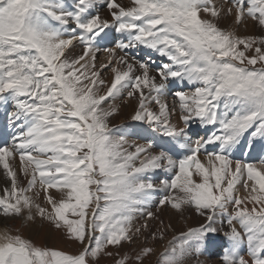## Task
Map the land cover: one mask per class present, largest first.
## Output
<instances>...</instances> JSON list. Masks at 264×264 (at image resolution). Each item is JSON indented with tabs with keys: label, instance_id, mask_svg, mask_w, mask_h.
<instances>
[{
	"label": "snow or ice",
	"instance_id": "1",
	"mask_svg": "<svg viewBox=\"0 0 264 264\" xmlns=\"http://www.w3.org/2000/svg\"><path fill=\"white\" fill-rule=\"evenodd\" d=\"M224 4L226 10L214 0H0V105L11 106L13 129L11 142L0 143L10 185L0 194V214L27 226L48 221L79 245L68 252L3 230L0 264H96L111 255L109 247L140 236L162 240L172 225L161 220L151 232L148 221L159 219L153 206L204 219L181 232L179 244L173 237L159 264H201L217 233L227 240L219 264H264V159L233 158L246 134L247 151L256 138L264 148V35L218 25L223 14L264 30V0ZM113 30L119 38L103 48L107 63L97 65L100 42ZM140 48L161 58L155 74L150 56L129 57ZM177 83L189 90L171 92ZM133 99L130 119L145 143H130L136 131L109 124L120 110L116 101ZM193 124L215 130L193 140ZM17 157L26 186L13 166ZM41 192L45 206L37 202ZM137 218L144 223L134 224ZM152 251L143 247L135 260Z\"/></svg>",
	"mask_w": 264,
	"mask_h": 264
},
{
	"label": "bare ground",
	"instance_id": "2",
	"mask_svg": "<svg viewBox=\"0 0 264 264\" xmlns=\"http://www.w3.org/2000/svg\"><path fill=\"white\" fill-rule=\"evenodd\" d=\"M118 2L124 4V5H128L129 4V0H118ZM214 2L216 3L217 7H221L223 6L226 10L227 5L224 4V0H214ZM66 3L68 5H70L72 3V0H66ZM103 8V7H101ZM100 14L103 18L106 19H110V16L108 18V11L107 9H103L102 11H100ZM218 25L219 27H221L222 29L225 30H232L235 31L237 35H241L243 32L246 35H253V36H259V35H264V30H261L258 26L254 27L252 22L246 21L243 25H236L234 22V16H224L222 14L220 20L218 21ZM119 38L118 34L114 33V30L110 32L109 36L102 42H100V51L97 52V65H99V63L101 61L107 63V54L103 51L104 47H112L114 46L115 40ZM147 50V49H146ZM77 53L80 52V48L77 47V49L75 50ZM132 51V50H131ZM147 52H150L149 50H147ZM156 63H152V69L154 67ZM152 74H155L152 71ZM102 77L106 80L110 81V71L109 70H105L102 73ZM170 87H172V89L174 91H176V88L173 85H169ZM165 99L167 100V103L169 105V108H171L173 106L174 103V98L169 97V96H165ZM109 103H111V101H109ZM116 103L120 106V110L119 112L114 115L112 118H110L109 124L111 127L114 128H118V129H125L128 132H132V131H136L138 134L137 135H130L128 137V140L130 143H144V139H143V133L140 132L139 127H137L139 125V122H133L130 119V115L132 114L133 108L135 107L137 101L135 99H133L132 101H130V103L126 104L124 103L122 100H117ZM107 106V105H105ZM7 106H3L0 105V111H2V114H4L5 109ZM150 107L153 108V110L158 111L156 105H150ZM173 122L177 121V115L174 117H172ZM198 128V124H193L191 127L190 132L196 131ZM11 128H9L7 125L3 127V129L1 130L0 136L2 137H6L7 134L11 133L10 131ZM189 132V134H190ZM193 135V134H191ZM247 151V148L244 149ZM252 159V158H250ZM13 166L14 168L17 170L18 173V181L19 183L21 181H24L26 183V178L22 175H19V157L16 158V160L13 162ZM162 175H166V174H162ZM162 178V177H153L154 180H156L158 182V179ZM6 186H10L9 182L7 181V178L4 175L3 169L0 168V194H2V190L4 187ZM37 189H39V185H37ZM51 194L53 196H57L58 194L55 192V190H50ZM239 195L241 196V198H243L244 196L247 195V193L245 192L243 185H239L238 189H237ZM32 193H30L31 195ZM41 195H43V193L41 192ZM38 203H40L42 206H45V202L43 200V198L39 197V199L37 200ZM249 207H251V205H249ZM151 211H153L156 216L159 217V219H153V220H149V226H150V231L151 232H155L157 231V228L160 226V221L162 220L164 222V225H168L169 223H171L172 227L171 229H167L165 231V235L164 238L161 240L159 238L153 240L151 238H148L147 241H152L154 242L153 245V253L155 254V252H161L164 249L167 248L168 246V241L169 239H171L172 237H177L178 240L176 241L177 244H179L181 242L180 240V233L184 232L187 230V228L189 227H198L201 223L204 222V219L202 217L197 216L194 212H186L183 216L175 213L173 210L170 209V207L165 208L163 211L158 212L157 209L155 208V206H153L151 209ZM229 212L232 211L231 206H229L228 209ZM144 223V218H137L134 221V224H143ZM217 227L220 226V218H218L217 220ZM33 227V226H31ZM224 229L227 230V225L224 224L223 225ZM3 230H8V226L6 224V221H2L0 219V231ZM10 232V231H9ZM11 233V232H10ZM145 235H148V233H145ZM225 240V238L223 237L222 234L217 233V242L212 244L206 251H204V253L198 258L199 261L201 262V264H219V259L212 254L213 251L217 248L223 245V241ZM144 239V236H140L138 237L132 244L136 247L138 245H140L141 243H145L147 242ZM152 243V242H151ZM222 250H219V253L222 254ZM152 256V255H151ZM154 256V255H153ZM195 260L196 258H190L187 261V264H195Z\"/></svg>",
	"mask_w": 264,
	"mask_h": 264
},
{
	"label": "rangeland",
	"instance_id": "3",
	"mask_svg": "<svg viewBox=\"0 0 264 264\" xmlns=\"http://www.w3.org/2000/svg\"><path fill=\"white\" fill-rule=\"evenodd\" d=\"M239 36L248 35L243 32ZM247 55H252V52L249 51ZM185 91H188V89L186 88ZM8 106L6 107V109L8 108ZM6 109L4 112H6ZM20 186H26V183L24 181H21ZM40 197L43 198V195H40ZM0 219L3 222L6 221L8 230L12 234H16L17 232H19V234L30 238L35 244L39 246L52 247L68 252H75L79 247L78 244L67 239L62 231H58L51 223H49L48 221L40 220V218H37V221L31 224V226L33 227L25 225L20 218H6L3 217L2 214H0ZM177 240L178 238L173 241V237L169 239L167 247H169L170 241H173V244H177ZM153 245L154 242L152 240L149 242L147 241L145 243H141L136 247L133 244L127 243L123 244L122 246L109 247L107 249V252H110L111 255H101V257L96 261V264H116V261L122 259L125 255L128 257L126 264H159L160 254L164 252L165 249L161 252H155V254L152 251L149 256L144 257L140 261L135 260L136 255L143 247H151L153 249Z\"/></svg>",
	"mask_w": 264,
	"mask_h": 264
}]
</instances>
